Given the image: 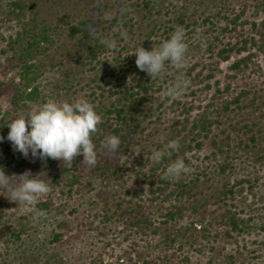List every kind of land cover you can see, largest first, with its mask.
Segmentation results:
<instances>
[{"label":"rangeland","instance_id":"rangeland-1","mask_svg":"<svg viewBox=\"0 0 264 264\" xmlns=\"http://www.w3.org/2000/svg\"><path fill=\"white\" fill-rule=\"evenodd\" d=\"M13 1L0 0V167L9 175L44 172L52 190L31 212L0 195V264H264V0H16L36 3L19 16ZM122 6L130 12L120 17ZM104 11L115 18L103 20ZM81 21H92L105 38L122 23L129 39L117 37L116 50L100 46L93 56L91 46L100 40L87 37ZM176 27L186 33L187 66L152 81L133 53L158 46ZM22 32L27 37L15 41ZM42 32L51 41L28 57L39 95L17 97L26 102L19 106L26 47ZM245 40L246 50L227 60L220 55ZM243 60L247 66L235 67ZM178 77L190 87L169 104L161 94ZM133 91L146 97L141 105L128 103L132 133L124 125L120 136L108 110L123 106ZM77 98L92 102L108 121L94 137L97 144L104 135L121 138L117 153L101 148L95 166H83L81 154L65 168L13 149L2 120L48 99ZM161 137L180 147L157 164L152 151L163 148ZM177 158L190 171L162 179ZM44 202L48 217L33 224ZM234 219L242 229L233 227Z\"/></svg>","mask_w":264,"mask_h":264},{"label":"clouds","instance_id":"clouds-1","mask_svg":"<svg viewBox=\"0 0 264 264\" xmlns=\"http://www.w3.org/2000/svg\"><path fill=\"white\" fill-rule=\"evenodd\" d=\"M128 12L130 9L122 6L119 9V16L123 17ZM102 17L109 22L115 18L107 11L102 12ZM87 30L91 37L99 39L100 43L109 50L118 48L117 37L122 41L129 39L127 30L119 22L113 27L115 34L113 37L105 38L100 35L92 21L88 23ZM187 51L185 30L183 27H176L174 32L158 46L150 50L139 46L133 54L137 57V67L149 74L153 81L163 78L169 69L177 71L184 69L187 66ZM188 87L190 81L178 77L162 92L161 99L169 104L180 100ZM102 123V115L96 110V106L85 98L48 99L40 106L20 111L10 118L6 123L10 129L7 140L11 142L15 151L26 158L31 153L33 158L59 160L65 168H70L74 158L82 154L83 166L91 167L98 162L99 149H104L106 154H115L122 143L118 135L108 134L104 135L100 144H97L94 137L101 133L99 126ZM4 139L5 137L0 135V142ZM160 142L163 148L152 151L153 161L157 164L165 157H170L180 147L176 139L166 140L165 137H161ZM189 171L185 161L177 158L166 167L162 179L174 181ZM51 190V180L47 179L44 172L33 175L31 170H27L22 174L9 175L3 167H0V195L16 202L25 212H31L38 198L49 194ZM47 217V212L37 211L32 215V222L38 225Z\"/></svg>","mask_w":264,"mask_h":264},{"label":"trees","instance_id":"trees-1","mask_svg":"<svg viewBox=\"0 0 264 264\" xmlns=\"http://www.w3.org/2000/svg\"><path fill=\"white\" fill-rule=\"evenodd\" d=\"M37 2L36 3H40L41 0H36ZM36 3H33L32 5L28 6L24 3H22L21 1H16L14 0L12 2V5H13V9L11 11H13L12 13H16V15L19 16V13L27 8L29 9H33L34 8V5ZM79 25H84V27L86 28V36L87 37H91L89 35V32L87 30V25H88V22L87 21H81ZM46 28V26H44ZM26 33L22 32V35L21 34H17L16 36V39H14L15 41H18V42H22L24 38H26L27 36L25 35ZM40 36V37H39ZM39 36H34V39L35 41H32V42H28V46L26 47V53L24 54V63H23V79H25V82L27 81V85L26 87L21 90L19 92V94L15 97V104L16 105H19V106H23V105H26L25 103L26 102H22L21 105L18 101H21V99H34L36 98L38 95H39V90H38V87L37 86H32V81L35 79V76L33 74V71H34V68L36 69V65L33 64L32 62H29L28 61V57H33L32 55V52H30V50L32 51V49L35 47V46H38L40 45L42 42L46 41V42H50L51 41V37L47 36L46 34H44L43 32L39 35ZM247 42L248 40H245L244 41V44L241 46V47H238L236 45H232V46H226L224 47L223 49L220 50V55L224 58V59H228L230 57V54L234 51H237V52H242L243 50H246L247 49ZM100 46L101 47H105L103 44H100V43H95L93 46H91V52L93 54V56H97V53H98V49H100ZM242 62L244 63V66H247V60H243V61H239L235 64V67H240L242 65ZM139 85V89L140 91L142 90H145L147 91L148 90V86L147 84L145 83H138ZM31 88V90L29 91L28 89ZM141 95V96H140ZM17 97H20V100L17 101ZM22 97V98H21ZM146 96H142V94H140V92H131L129 93V95H125L124 99H125V102L123 103V106H118V105H115V108L112 110V109H109L108 112L109 113H112L114 112L117 116V121L119 124H115V127H114V131L115 133L119 134L120 136H126V135H130L132 133V128H131V124H130V119L133 120L134 119V116H128V111L126 109V106H128V103L130 102L131 104H137V105H141L143 103V100L145 99ZM22 99V101H23ZM239 98H236V100H238ZM235 100V101H236ZM231 100H223L221 104L224 105V108H228L229 107V104L231 103L230 102ZM210 105H213V104H210ZM1 107V105H0ZM108 121H103V123L99 126L100 129L102 127H105L106 126V123ZM208 124H211L212 125V121H208ZM2 127L4 129H7V125L6 123L4 122V120H2ZM126 126V128H128L129 130H126V135L123 134V131H124V127L123 126ZM203 127L206 129L207 128V124L205 122L202 123ZM4 148L7 150L9 149L8 145L4 144ZM2 152V151H1ZM1 155V153H0ZM228 168V166L225 167V171L226 169ZM41 210L42 211H45L46 208L50 207V204L44 202L43 204H41ZM240 222H237L235 219L232 221V224H233V227L235 229H242L241 226L239 225ZM17 237H20V235H16ZM62 235L60 234H57L56 235V239L59 240L60 237ZM19 239V238H18Z\"/></svg>","mask_w":264,"mask_h":264}]
</instances>
